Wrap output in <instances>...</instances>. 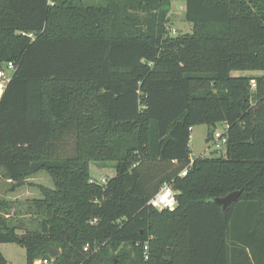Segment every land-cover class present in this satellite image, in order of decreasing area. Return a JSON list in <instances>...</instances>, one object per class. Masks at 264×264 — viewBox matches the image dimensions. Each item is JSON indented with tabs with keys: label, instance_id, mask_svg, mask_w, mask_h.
Returning <instances> with one entry per match:
<instances>
[{
	"label": "trees",
	"instance_id": "trees-1",
	"mask_svg": "<svg viewBox=\"0 0 264 264\" xmlns=\"http://www.w3.org/2000/svg\"><path fill=\"white\" fill-rule=\"evenodd\" d=\"M172 1L0 0V67L14 66L0 177L39 191L0 198V243L22 245L25 264H234L242 210L263 237L239 252L264 264V0H182L192 32L176 36ZM223 122L224 156L191 158V128L206 124L208 142ZM93 161H113L114 175L91 178ZM43 171L53 188L32 182ZM164 183L173 209L148 203ZM14 205L22 219L7 218Z\"/></svg>",
	"mask_w": 264,
	"mask_h": 264
},
{
	"label": "rangeland",
	"instance_id": "rangeland-1",
	"mask_svg": "<svg viewBox=\"0 0 264 264\" xmlns=\"http://www.w3.org/2000/svg\"><path fill=\"white\" fill-rule=\"evenodd\" d=\"M84 4L98 5L103 4L104 0H83ZM185 3L182 0H174L171 2L169 12L167 14V21L165 22V28L167 33L172 36L182 35L185 33L192 32V24L185 19L184 15ZM232 75H261V71H240L234 70L231 72ZM222 128L221 124L217 125V129ZM208 126L206 124H198L191 128L190 130V155L192 158L202 156V157H212V156H224V149L221 152H216L209 150L208 142L206 141ZM65 151L67 154L72 153L74 146V138L69 135L66 136ZM90 175L96 181L103 182L105 179L111 177L115 173L114 162L113 161H96L90 162ZM33 183L41 184L48 188H53V183L51 177L46 172H40L31 178ZM10 185L6 183L0 177V198H5L8 200H25L27 198L38 197L39 191L34 186H23L15 191L9 190ZM7 218L9 219H22L20 213H24V210L20 206L14 205L9 209ZM26 219V217H23ZM21 230L18 231L20 233ZM0 253L10 264H25L26 255L25 248L17 243H0Z\"/></svg>",
	"mask_w": 264,
	"mask_h": 264
},
{
	"label": "built area",
	"instance_id": "built-area-1",
	"mask_svg": "<svg viewBox=\"0 0 264 264\" xmlns=\"http://www.w3.org/2000/svg\"><path fill=\"white\" fill-rule=\"evenodd\" d=\"M14 66L13 63L8 61L6 63H4L1 67H0V91L3 90V88L5 87L6 82L10 79L11 74L13 72ZM251 87L254 88L255 87V82L254 80H252L251 82ZM222 128L220 130H218L217 128L213 131L211 139L208 141V147L209 150H213L216 152H221V149H225V143L227 141V134H226V130H227V124L225 122L222 123ZM186 173V169H184L180 174L184 175ZM174 196L175 199V204L173 205L172 208H169L168 206H166L168 203H171V200ZM149 205L161 210V209H173L174 206L176 205V192L174 191V189L167 183H164L160 189L158 190V192L152 196L149 200ZM157 205H161V207H157ZM89 244L86 243L83 247L84 251H88L89 250ZM147 248L146 246H144V257L147 258V252H146ZM93 252L95 250H92ZM33 264H54V260L53 258H39L36 259Z\"/></svg>",
	"mask_w": 264,
	"mask_h": 264
},
{
	"label": "crops",
	"instance_id": "crops-1",
	"mask_svg": "<svg viewBox=\"0 0 264 264\" xmlns=\"http://www.w3.org/2000/svg\"><path fill=\"white\" fill-rule=\"evenodd\" d=\"M1 92L2 91H0V94ZM244 217H246V213L244 210H242L237 222L233 225V228L230 231L233 237L235 236L236 238V239H233L234 241H231V242H234V244H238L237 248L235 249L233 248V252H232V262L234 264H248L247 262L248 259H250L251 263L254 264V260H251V258H249L251 256L249 247H247V245L243 244L242 242L240 243L239 240H242V241L247 240V241L253 242L254 239H256V242H257L261 237H263V233L260 232L261 231L260 228L258 227L256 228L255 227L256 224L254 222L249 223V220L246 221ZM253 244L254 243H251V245ZM243 247H244L245 252L249 256L248 258H246V254H244V252H239L241 251L240 250L241 248L243 249ZM235 251L237 254L234 255Z\"/></svg>",
	"mask_w": 264,
	"mask_h": 264
},
{
	"label": "water",
	"instance_id": "water-1",
	"mask_svg": "<svg viewBox=\"0 0 264 264\" xmlns=\"http://www.w3.org/2000/svg\"><path fill=\"white\" fill-rule=\"evenodd\" d=\"M241 191H233L221 198H215V202L221 205L222 209H225L227 205L233 201H236L240 196ZM52 251V250H51ZM54 255H57V251H52Z\"/></svg>",
	"mask_w": 264,
	"mask_h": 264
},
{
	"label": "clouds",
	"instance_id": "clouds-1",
	"mask_svg": "<svg viewBox=\"0 0 264 264\" xmlns=\"http://www.w3.org/2000/svg\"><path fill=\"white\" fill-rule=\"evenodd\" d=\"M174 204H175V199H174V196H173V198L171 200V203H168L166 206H168L169 208H172ZM157 207H161V205H157Z\"/></svg>",
	"mask_w": 264,
	"mask_h": 264
}]
</instances>
